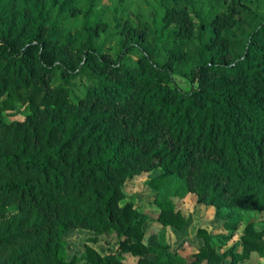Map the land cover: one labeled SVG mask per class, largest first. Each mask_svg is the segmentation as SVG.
I'll list each match as a JSON object with an SVG mask.
<instances>
[{"label": "trees", "instance_id": "16d2710c", "mask_svg": "<svg viewBox=\"0 0 264 264\" xmlns=\"http://www.w3.org/2000/svg\"><path fill=\"white\" fill-rule=\"evenodd\" d=\"M75 1L0 0V264H63V236L74 227L113 229L135 256L86 245L87 264H219L200 228L193 258L165 245L148 257L146 215L119 201L126 179L158 167L147 183L164 225L182 227L171 197L186 192L222 217L232 214L220 207L264 209V15L236 36L244 0H204L203 14L200 0H160L164 25L175 28L159 60L141 23L122 24L110 55L90 18L95 0L82 11V37L61 34L58 18L79 12ZM192 36L198 43L183 47ZM132 48L136 58L123 62ZM184 63L188 88L173 79ZM17 102L24 114L5 118ZM239 240L231 264L264 254V226L246 223Z\"/></svg>", "mask_w": 264, "mask_h": 264}, {"label": "rangeland", "instance_id": "374dc122", "mask_svg": "<svg viewBox=\"0 0 264 264\" xmlns=\"http://www.w3.org/2000/svg\"><path fill=\"white\" fill-rule=\"evenodd\" d=\"M88 1L76 0L75 4L80 11L74 15L70 14L58 18L57 27L61 34L69 33L76 39L82 37V11L87 6ZM244 2L248 8L241 10L237 26L231 29L232 34L236 36H244L264 15V0H244ZM195 6L202 14L210 12V6L204 0H200ZM216 8L220 9L221 6L217 5ZM162 14L163 9L160 6V0H95L90 18L97 22V39L103 40L104 49L110 55L114 56L117 50V41L122 37L120 31L122 24L135 25L141 23L150 31L156 57L163 60L167 57L166 49L171 46V39L173 38L171 31L174 30L175 25L172 22L164 25ZM189 14L194 22L195 30H197V17L191 11ZM52 17L51 15V19ZM208 33L209 28L202 31L203 40ZM190 43L197 44L198 42L192 36L184 41L182 46L187 48ZM138 52L137 48L130 49L123 55L122 61L125 63L132 62ZM173 79L180 87L188 88L191 84L189 66L184 63L180 69H175ZM25 111V105L17 102L13 109L2 110L1 113L5 118H13L22 116ZM159 172L160 169L156 167L126 179L123 183L125 196L119 201L120 204L125 201L132 202L140 212L146 215L141 224V240L148 245L146 252L148 257L155 255L154 246L165 245L168 250H175L183 258H193L198 246L203 242L202 235L197 233L200 228L210 235V243L216 246L217 252L222 255L219 264H231L233 259L231 253L241 250L239 236L243 232L245 224L250 222L255 229L264 226V209L220 207V213L231 212L232 214L228 217H222L215 212L214 206L198 202L191 192L171 197L174 208L178 209L184 218L182 227L176 229L160 223L157 219L159 207L154 202L155 190L147 183L150 177ZM226 221L237 222L232 231L225 226ZM92 236H95V239L92 240L90 238ZM86 245L100 253L114 252L119 256L122 255L125 261H134L135 258L120 248L117 235L113 229L95 231L74 227L65 232L63 236V245L60 250L63 264H87L84 255ZM175 264L188 263L176 262ZM197 264H205V260L203 259ZM235 264H264V254L252 250L246 258L237 259Z\"/></svg>", "mask_w": 264, "mask_h": 264}]
</instances>
